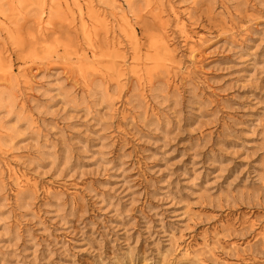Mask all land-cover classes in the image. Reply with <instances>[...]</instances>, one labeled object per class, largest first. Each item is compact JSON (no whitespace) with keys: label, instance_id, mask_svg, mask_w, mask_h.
Returning a JSON list of instances; mask_svg holds the SVG:
<instances>
[{"label":"rangeland","instance_id":"374dc122","mask_svg":"<svg viewBox=\"0 0 264 264\" xmlns=\"http://www.w3.org/2000/svg\"><path fill=\"white\" fill-rule=\"evenodd\" d=\"M48 2L0 0L44 68L0 81V264H264V0H93L88 41Z\"/></svg>","mask_w":264,"mask_h":264},{"label":"bare ground","instance_id":"6f19581e","mask_svg":"<svg viewBox=\"0 0 264 264\" xmlns=\"http://www.w3.org/2000/svg\"><path fill=\"white\" fill-rule=\"evenodd\" d=\"M49 5L47 4V7L44 6L41 11V21L39 22V25L45 23L44 19L42 18L43 16L47 17L48 16V11H50L51 5H58L60 7H64L65 9H72L73 14H70L71 17L73 18L74 21H77V25L80 27L82 34L85 38L86 41L90 40L92 36L95 34V25H93V22H99V18L105 22V19L101 17V13H99V8H96L95 6L92 5L93 0H50L48 2ZM52 3V4H51ZM57 3V4H56ZM73 7V8H72ZM48 10V11H47ZM176 23L178 25H181L183 22L182 19L179 17H176ZM125 28V31L129 29L130 33H133V29L131 25H127L125 22H123ZM45 28V27H43ZM184 33V39L187 41L188 39H192L193 37L188 35L187 32L184 30L182 31ZM134 35V34H133ZM195 46H192L190 48V54H191V59L193 61H197L202 59L204 56V51L197 46L199 44L194 41ZM121 42L117 41L112 43V46L114 49L119 50ZM201 44L199 45V47ZM92 52V57L94 56V52ZM117 58L120 60V68L118 67L117 71L121 76L127 77L128 75L130 77H133L135 75H138V78L140 79L141 76L139 74L140 69L136 70L135 64H132L131 62H136L137 58L131 57L130 59H127L124 55H116ZM84 59L86 60L87 63H90L91 60L90 57L85 53L84 54ZM44 68L38 65H28L23 68H14L13 64L11 63L10 60L3 61L0 59V81H3L4 83H9L12 80H16L18 83H23L26 84L27 87H31V82L33 81L34 77H36L37 72L43 71ZM94 70H98L97 68H94ZM119 81V80H118Z\"/></svg>","mask_w":264,"mask_h":264}]
</instances>
